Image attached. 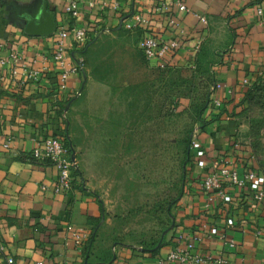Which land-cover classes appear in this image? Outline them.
I'll return each mask as SVG.
<instances>
[{
    "label": "crops",
    "instance_id": "1",
    "mask_svg": "<svg viewBox=\"0 0 264 264\" xmlns=\"http://www.w3.org/2000/svg\"><path fill=\"white\" fill-rule=\"evenodd\" d=\"M70 1L0 0V57L18 49L23 60L36 58L42 70L41 79L33 82L0 68V244L5 247L0 264H157L179 233L213 224L225 229L232 215L248 220L249 226L245 231L230 229L238 245L230 250L228 264H264V235L257 234L264 227V204L253 205L230 188V200L207 207L202 189L205 175L219 163L220 152L230 150L231 138L240 135L233 115L230 121L222 116L202 130L195 157L201 178L176 206L173 238L166 244L143 246L113 240L100 199L79 177L71 190L55 193L57 169L50 161L35 157L33 149L38 140L64 132L66 115L76 106L73 96L82 88L84 75L73 74L68 88L60 90L51 37L25 33L29 18L38 22L45 2L55 13L57 25L66 27L104 26L112 31L121 23L122 14L140 13L145 19L136 31L140 37L153 34L180 41L170 65L196 60L205 45L213 48L216 80L233 89L231 94L219 92L223 111L232 114L242 95V81L264 71V17L255 14V6L264 0H166L171 9L160 11L156 6L161 0H118L120 9L114 7V0H95L94 8L88 6L91 0H78L79 18L66 13ZM177 2L190 11L179 10ZM75 156L78 159L76 151ZM204 246L218 252L223 249L215 238H206Z\"/></svg>",
    "mask_w": 264,
    "mask_h": 264
},
{
    "label": "rangeland",
    "instance_id": "2",
    "mask_svg": "<svg viewBox=\"0 0 264 264\" xmlns=\"http://www.w3.org/2000/svg\"><path fill=\"white\" fill-rule=\"evenodd\" d=\"M138 29L115 26L93 40L84 53L87 78L65 123L79 178L100 199L113 240L150 246L172 240L175 208L201 178L196 136L226 112L210 120L213 48L205 45L196 60L158 69L140 49ZM256 78L242 81L233 113L264 176V92L253 109L240 102ZM204 117L209 124L201 128Z\"/></svg>",
    "mask_w": 264,
    "mask_h": 264
},
{
    "label": "built area",
    "instance_id": "3",
    "mask_svg": "<svg viewBox=\"0 0 264 264\" xmlns=\"http://www.w3.org/2000/svg\"><path fill=\"white\" fill-rule=\"evenodd\" d=\"M113 3L115 8L120 7L118 0H114ZM95 5V0L88 2L90 8H94ZM177 6L181 11H190L182 2H177ZM166 9H171L166 0H161L156 6V11ZM65 11L73 18H79L81 16L79 1H70ZM255 14L260 19L264 17V3L255 6ZM121 19L119 27L123 26L128 30L140 27L145 21L140 13H134L131 17L125 16ZM200 19L205 23L207 22V19L203 16H200ZM110 31L108 28L94 31L88 25H73L70 27L57 25L54 34L49 37L52 39L51 55L60 90L68 88L69 79L73 74L79 72H82L83 75L86 74L84 53L93 40L104 32ZM139 47L151 64L164 69L170 64V58L176 55L181 43L177 39H164L149 34L144 36ZM42 59L44 61L47 59L44 54ZM37 61L36 58L25 61L18 49H11L7 56L0 57V68H9L11 74L16 78L23 74L24 79L38 82L42 77V70L37 67ZM243 82L245 84L249 83L246 79ZM210 90L211 111L212 113H220L223 110V97L219 95V92L231 94L233 89L226 86L222 81L215 80ZM79 92L78 90L76 93ZM223 118L230 121L232 114L225 113ZM196 138L199 141V135ZM195 144L198 145V142L196 141ZM230 146V150L224 149L220 152L218 165L212 168L202 181V189L206 193V206L211 207L217 201L227 202L230 200V188H234L243 200L246 199L253 205H263L264 176L254 167L252 157L248 154L245 143L238 136L231 138ZM33 155L50 161L56 167L58 177L54 185L55 193L66 192L73 188L76 181L74 169L78 168V163L75 151L72 154L69 153L61 135H49L38 140L33 149ZM248 226V220H236L235 216L232 215L227 218L225 229L220 230L218 226L213 224L196 232L179 233L175 244L159 258L157 264H228L230 250L235 249L238 245L236 239L229 234L230 229L240 228L245 231ZM257 234L263 236L264 227L258 228ZM206 238L220 240L223 249L218 252L204 246ZM4 249V245L0 244V252ZM11 261V258H9L8 262L11 263ZM37 264L46 263L38 262Z\"/></svg>",
    "mask_w": 264,
    "mask_h": 264
},
{
    "label": "trees",
    "instance_id": "4",
    "mask_svg": "<svg viewBox=\"0 0 264 264\" xmlns=\"http://www.w3.org/2000/svg\"><path fill=\"white\" fill-rule=\"evenodd\" d=\"M123 17H125L124 14H122L121 18H123ZM118 29H122V27L120 28L118 26ZM83 51H85V50H83ZM172 66L173 65L169 64L164 69H168V68H170ZM158 69H161V68H158ZM256 79L257 80L254 82V84L251 85L245 91V93L243 94V98L240 101V102H244L245 104H248L250 107H252V109H253L254 106H257L260 103V98H262V95H263V92H264V71L261 74H259ZM209 95L211 97V90H209ZM210 101H211V99H210ZM210 112H211L210 113V115H211L210 116V120L212 119L214 121L216 119V117L215 116L213 117V113H212L211 110H210ZM234 113L232 112L233 116H235ZM208 122H209V119L208 118L206 119V117H204L203 120H201V122H200V127L204 128L205 126H207L209 124ZM61 136L63 138L65 146L68 148L69 153L72 154V152L75 151V149L73 148V145L71 144V139H70L69 134L67 132V128L64 130V132H63V134ZM74 176L76 178L81 176V172H80L79 168L74 169Z\"/></svg>",
    "mask_w": 264,
    "mask_h": 264
},
{
    "label": "water",
    "instance_id": "5",
    "mask_svg": "<svg viewBox=\"0 0 264 264\" xmlns=\"http://www.w3.org/2000/svg\"><path fill=\"white\" fill-rule=\"evenodd\" d=\"M57 28L56 16L53 11L48 8V2L44 3L43 12L38 22L35 18H29L25 33L33 37H49L52 36ZM87 74L84 75L86 80Z\"/></svg>",
    "mask_w": 264,
    "mask_h": 264
}]
</instances>
